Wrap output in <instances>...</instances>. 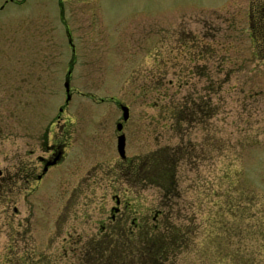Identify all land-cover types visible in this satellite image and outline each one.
Wrapping results in <instances>:
<instances>
[{"label": "rangeland", "instance_id": "374dc122", "mask_svg": "<svg viewBox=\"0 0 264 264\" xmlns=\"http://www.w3.org/2000/svg\"><path fill=\"white\" fill-rule=\"evenodd\" d=\"M261 6L0 0V264H82L91 239L164 222L187 236L176 264H264Z\"/></svg>", "mask_w": 264, "mask_h": 264}, {"label": "trees", "instance_id": "16d2710c", "mask_svg": "<svg viewBox=\"0 0 264 264\" xmlns=\"http://www.w3.org/2000/svg\"><path fill=\"white\" fill-rule=\"evenodd\" d=\"M259 13L264 16V6ZM261 20L264 23V18ZM261 42L264 48V27ZM184 233L179 228L172 230L168 222L162 226L147 224L139 230L116 227L87 243L82 264H176L175 258L187 241Z\"/></svg>", "mask_w": 264, "mask_h": 264}, {"label": "flooded vegetation", "instance_id": "af4514ba", "mask_svg": "<svg viewBox=\"0 0 264 264\" xmlns=\"http://www.w3.org/2000/svg\"><path fill=\"white\" fill-rule=\"evenodd\" d=\"M65 149H66L65 144L56 143V144L47 145L46 146L47 156H39V162L41 168L36 172L35 175L27 174V178L25 179V182L28 183L27 186L35 187L34 183L41 182L51 169L58 166L64 159ZM2 175L3 173H0V176Z\"/></svg>", "mask_w": 264, "mask_h": 264}, {"label": "water", "instance_id": "95a60500", "mask_svg": "<svg viewBox=\"0 0 264 264\" xmlns=\"http://www.w3.org/2000/svg\"><path fill=\"white\" fill-rule=\"evenodd\" d=\"M65 86H66L67 93H68L67 103H69V101H70V99L72 97L71 96V89H70L69 82H66ZM120 108H121V110L123 112V117H122V121L117 124V131L120 133L119 136H118L117 150H118V153H119L120 157L125 160L127 158V154H126V135L123 132V130H124V127H125V123L130 118V108L128 106L124 105V104H121ZM61 111H63V109H61Z\"/></svg>", "mask_w": 264, "mask_h": 264}]
</instances>
